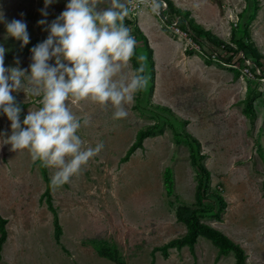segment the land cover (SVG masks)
<instances>
[{
  "label": "rangeland",
  "instance_id": "rangeland-1",
  "mask_svg": "<svg viewBox=\"0 0 264 264\" xmlns=\"http://www.w3.org/2000/svg\"><path fill=\"white\" fill-rule=\"evenodd\" d=\"M255 2L240 0L236 5L239 13H227V41L241 32L243 21L248 23L251 41L249 19ZM219 5L223 8V4ZM227 5L233 10L230 2ZM98 6L97 12L105 11L110 0ZM236 14L239 20L234 26ZM125 18L131 23L123 21L124 25L135 35L134 13ZM156 19L166 34L177 38ZM46 38L36 37V43L29 42L18 51L3 46L5 67L28 69L32 62L30 49ZM178 39L184 48L185 40ZM163 44L160 40V60L163 52L173 54L177 48L176 44ZM48 63L54 65V58ZM165 66L159 63L162 78ZM150 74L148 70L146 88L125 105L128 115L123 119H113L111 105L103 107L91 100L73 104L69 98L68 106L81 118L77 134L85 146L102 143L104 147L69 182L51 187V203L61 228L58 239L53 214L43 196L45 182L29 150H9V158L0 155V214L6 229L0 264H235L232 251L219 254L202 234L196 237L195 255L187 246L170 247L167 254L161 252L162 244L184 234L185 217L194 208L200 222L220 230L241 246L243 264H264V80L241 78L245 96L242 103L237 101L238 108L250 106L252 113L240 115L231 109L220 118L201 112L207 118L205 123L199 120L198 113L193 114L194 102L187 110L179 98H170L180 111L188 112V120L151 102ZM15 94L24 104L21 110L25 115L42 107V96L22 90ZM84 117H90L88 125L83 124ZM187 121L189 124H185ZM154 122L155 134L160 131L159 134L142 140V146L121 161L136 130ZM5 124L11 134V121L5 120ZM191 127L207 135L203 142L208 145L204 149L208 157L198 155L196 161L207 168L208 178L189 158L185 132ZM119 132L123 140L115 138ZM46 168L52 179L56 169Z\"/></svg>",
  "mask_w": 264,
  "mask_h": 264
},
{
  "label": "clouds",
  "instance_id": "clouds-1",
  "mask_svg": "<svg viewBox=\"0 0 264 264\" xmlns=\"http://www.w3.org/2000/svg\"><path fill=\"white\" fill-rule=\"evenodd\" d=\"M55 0H44L45 8ZM100 0H68L62 11L47 26V38L30 49L28 69L4 66L6 49L0 46V110L11 121V135L6 141L11 150L28 149L33 162L56 169L51 183L60 187L78 175L88 161L98 155L104 145L85 146L77 134L81 118L68 106L69 98L75 104L91 100L114 109L113 119L126 118L125 105L134 95L146 88L145 57H137L138 67L129 77L124 68L135 55L137 41L132 30L123 23L129 15L128 0H110L102 12L95 11ZM153 13L159 14L163 0H140ZM199 4H193L198 8ZM47 16V12L41 9ZM0 22L5 23L9 36L29 43L27 25L21 20L5 21L0 11ZM119 22V23H118ZM46 20L37 21L38 25ZM54 58V65L48 61ZM18 65V60L16 61ZM23 91L42 96L38 110L28 111L21 122L20 107L13 92ZM90 117L83 118L88 125Z\"/></svg>",
  "mask_w": 264,
  "mask_h": 264
},
{
  "label": "crops",
  "instance_id": "crops-1",
  "mask_svg": "<svg viewBox=\"0 0 264 264\" xmlns=\"http://www.w3.org/2000/svg\"><path fill=\"white\" fill-rule=\"evenodd\" d=\"M104 1L105 0H100L99 3ZM239 1L240 0H171L176 8L187 10L189 16L195 23L225 41H227V30L229 28L227 13L237 12L238 14L239 12L236 5ZM228 2L233 5V10L228 8ZM67 3L68 0H55L53 5L50 4L45 8L44 0H0V11L3 12L5 21L10 22L16 19L25 22L30 37L29 42L34 44L37 41H35L36 37L38 39L42 36L44 38L48 36V31L46 30L48 24L65 10ZM98 4L95 7V11L100 9ZM193 4H199L200 6L194 8ZM219 4H223V8ZM41 9L47 12V16L42 15ZM134 17L136 25L145 35L147 43L152 51L151 55L154 73L149 96L151 102L167 107L170 113L186 120L189 119V117L186 116L188 112L186 113L184 111L183 113L180 111V109L171 102L170 98H179L182 104H184L183 108L187 110H189V106L194 102L195 104L193 103V106L196 107V110H194L195 113L193 114L197 115L198 113L199 120L205 121V123L207 118L205 116L202 117L203 115L200 114L201 112L206 116L215 115V117L220 118H224L227 113H231V109H235L237 114H244L243 109L238 108L237 103V101L242 103L245 96L243 79L235 74L233 69L223 67L211 61L207 62L196 51L191 50L190 53H187L183 46H181L178 38H171L159 27L156 17L153 16L144 5L135 10ZM41 19L47 22L43 27L37 24V21ZM249 29L251 30L250 37L254 48L264 57V0H257L254 15L249 23ZM156 38L159 40L156 41ZM160 40L164 43L163 46H168L171 43L177 46L173 54L169 50L166 53L163 52L164 58L161 60L158 57ZM136 41L138 55H143L145 53L142 45L143 42L139 39ZM0 46H7L12 51H18L22 48L21 41L7 34L4 22H0ZM263 59L264 58H262V60ZM161 61L166 65V69L162 75L163 78L160 77L161 74L159 73V63L161 64ZM139 63L141 62L139 61ZM143 64L145 68L144 74L147 76L149 66L146 57ZM133 72L134 70L131 67V62H129L127 67L124 68V73L130 77ZM12 95L19 101L15 92H13ZM199 98H202L203 101H199ZM205 99L207 101H205ZM207 103L210 105H207ZM23 107L24 104L22 108ZM257 113L255 114L254 112L255 119H258V116H256ZM237 116H235V120ZM5 120L7 121L9 119L3 112H0V133L2 136L0 137V155L2 158H9L8 151L11 150V145L7 143L6 139L11 134L8 132ZM185 124H189V122L187 121ZM186 132L194 136L200 142V153L207 158L208 155L204 154L206 153L204 149H207L208 145L203 142L207 135H203L192 127L188 128ZM156 134L148 135L142 140ZM122 135L123 134L119 132L116 134L115 138L123 140L124 136ZM186 145L188 147L187 143ZM6 161L8 163V159Z\"/></svg>",
  "mask_w": 264,
  "mask_h": 264
},
{
  "label": "trees",
  "instance_id": "trees-1",
  "mask_svg": "<svg viewBox=\"0 0 264 264\" xmlns=\"http://www.w3.org/2000/svg\"><path fill=\"white\" fill-rule=\"evenodd\" d=\"M166 2L168 3V5L178 14L183 15L190 28L202 35H205L207 38H209L212 42H214L217 45H222L224 47V50L226 52H229L230 55L226 57L227 60H229V57L231 56V54L236 51L237 49H242L244 51H248L249 52V56L250 58H252L255 63L257 65H259L261 67V71H264V62L262 61V58H264L253 46L252 42L249 40L248 37V23L246 21H243L241 23V33L235 38L232 37L231 42L234 43L235 46H232L231 43L229 41H225L223 39L218 38L216 35L210 33L208 30L202 28L200 25H198L197 23L194 22V20L189 16V12L187 10H181L179 8H176L171 0H166ZM256 3L257 0L255 2V6H254V10L256 8ZM254 12V11H253ZM240 15V14H239ZM254 13L250 16V19H252ZM124 22L127 24H130V20L129 19H124ZM250 22V21H249ZM133 28L135 30V35H133L135 37V39H139L142 40L145 48H146V60L149 66V71L151 72V74L149 75V80H151V83L153 82V73H154V68H153V60H152V55H151V48L147 43V39L145 37V35L142 33V31L138 28V26L136 25V23L134 22L133 24ZM185 51L187 53H190L191 50L190 49H185ZM138 55H137V46L135 49V55L133 56V58L131 59V67L132 69L135 71L138 67H140V63L137 59ZM207 62H210L209 59H205ZM235 74L238 75V70L234 69ZM247 81V80H246ZM17 105L20 107V109L23 106V103L20 101H17L15 99ZM160 106V105H159ZM163 107L164 109H166L169 112V109L165 106H160ZM249 109V110H248ZM252 108H247L243 110L244 113H248L251 111V113L253 112V110H251ZM0 112H3L2 110H0ZM172 114V113H171ZM25 114L22 112V110L20 111L19 114V118L23 121ZM157 125L154 123L149 124V126H145L143 128H139L136 130L135 136L133 141L128 145V147L126 148L124 154L120 157L121 161H126L130 154L135 150V148L137 147H141L142 146V139L148 135H152L155 133V130H157ZM160 132V131H157ZM156 132V133H157ZM186 136L188 138V140H186L185 142L188 144V154H189V158L191 159V162L193 164H195L197 166V168L201 171V173L203 175H205V177L208 178L209 176V172L207 170V168L200 162L196 161V158H202L203 154L200 153V149H199V141L192 135H190L189 133L185 132ZM177 139V138H176ZM36 163L39 166L40 172H41V176L42 179L45 182V187L43 190V196L45 199V202L47 204V207L49 210H51L52 214H53V229L55 232V236L58 239V235L60 233V225L58 223L57 220V215H56V211L54 209V207L52 206L51 203V196H50V189L53 186L51 183V178L48 176L47 174V169L45 166H43L42 162H40L39 160L36 161ZM217 198H219V200L221 202H223L222 197L220 195H217ZM196 208L191 209L190 214L185 217L184 223H185V227H186V231L184 232L183 235L172 238L170 240H168L167 242H165L164 244H162L159 249L161 250V252L163 254H167V250L170 247H175V248H180L182 246H187L189 249V252L192 255H195L194 253V243L196 241V237L199 234L205 235L206 237H208L211 242L217 247V251L219 254H226L229 251L233 252L234 255V262L235 264H243V259H244V253L243 250L241 248V246L239 244H237L236 242L232 241L227 235H225L224 233H222L220 230L200 222L197 217H196ZM6 236V229H5V218L3 216H1L0 214V246L1 243L3 242V240L5 239ZM105 256H108L105 254Z\"/></svg>",
  "mask_w": 264,
  "mask_h": 264
},
{
  "label": "built area",
  "instance_id": "built-area-1",
  "mask_svg": "<svg viewBox=\"0 0 264 264\" xmlns=\"http://www.w3.org/2000/svg\"><path fill=\"white\" fill-rule=\"evenodd\" d=\"M142 5L146 6L150 13L161 21L162 26L171 31L172 35L185 40L184 49L196 51L204 59L207 58L211 62L217 63L223 67L238 70V76L240 78L246 77L247 79L264 80V71L262 72L261 67L257 65L252 58H250L248 51L237 49L231 54L229 60H227L226 57L229 56L230 53L226 52L222 45H217L205 35L193 31L186 18L175 12L168 5L166 0H163V7L160 9L158 15L153 13L147 4L141 3L140 0H128V7L130 9L129 13H134L135 10ZM238 20L239 17L236 14L232 24L235 26ZM236 33H238V30H236ZM240 33L241 32L237 35ZM237 35L235 36L237 37ZM229 42L232 46H235L234 43L231 41Z\"/></svg>",
  "mask_w": 264,
  "mask_h": 264
}]
</instances>
